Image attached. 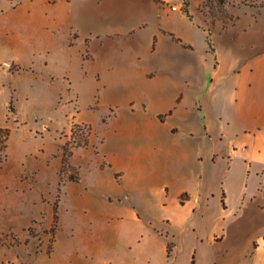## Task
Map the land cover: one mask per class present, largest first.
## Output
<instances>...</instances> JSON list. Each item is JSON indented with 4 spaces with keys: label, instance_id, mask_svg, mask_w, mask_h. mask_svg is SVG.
I'll return each mask as SVG.
<instances>
[{
    "label": "crops",
    "instance_id": "obj_1",
    "mask_svg": "<svg viewBox=\"0 0 264 264\" xmlns=\"http://www.w3.org/2000/svg\"><path fill=\"white\" fill-rule=\"evenodd\" d=\"M50 1L106 133L72 150L51 250L24 246L59 264L67 201L88 226L75 264H264V0H228L227 23L205 0Z\"/></svg>",
    "mask_w": 264,
    "mask_h": 264
},
{
    "label": "rangeland",
    "instance_id": "obj_2",
    "mask_svg": "<svg viewBox=\"0 0 264 264\" xmlns=\"http://www.w3.org/2000/svg\"><path fill=\"white\" fill-rule=\"evenodd\" d=\"M48 2L0 0V264H44L43 254L24 245L34 244L35 251L53 245L52 226L44 230L41 217L31 220L45 213L48 225L50 205L58 214L61 184L77 175L70 162L60 163L56 175L62 145L71 151L87 135L88 124L80 123L70 136L72 123L89 121L96 141L106 133L101 112L107 94L79 70L80 44H66ZM60 212L56 261L75 264L63 254L81 243L88 226L67 201Z\"/></svg>",
    "mask_w": 264,
    "mask_h": 264
},
{
    "label": "trees",
    "instance_id": "obj_3",
    "mask_svg": "<svg viewBox=\"0 0 264 264\" xmlns=\"http://www.w3.org/2000/svg\"><path fill=\"white\" fill-rule=\"evenodd\" d=\"M225 1L226 0H206V5L210 7V14L212 17L214 18H220L224 21V23H227L230 20L234 19V15L231 14L228 9L225 7ZM186 5V4H185ZM185 11L188 13L186 6H185ZM189 15V14H188ZM190 16V15H189ZM207 41L209 43V47H211V42H210V37H207ZM81 128V124L80 123H72L71 129H70V136H73L76 133V130ZM91 133V126L88 125L87 128V135L83 136V142H78L77 146H86L88 144V137ZM62 149H63V154H62V158H61V166H69V159L68 157L71 156L72 154V150L67 151V147L66 144L62 145ZM70 179L72 180H77L78 179V175H71ZM181 201H182V197H181ZM57 223H58V214H57V209H56V205L54 206V213H53V224H52V234L54 235L55 229L57 227ZM168 249L170 250V246H168ZM51 250V249H50ZM49 250V251H50Z\"/></svg>",
    "mask_w": 264,
    "mask_h": 264
},
{
    "label": "built area",
    "instance_id": "obj_4",
    "mask_svg": "<svg viewBox=\"0 0 264 264\" xmlns=\"http://www.w3.org/2000/svg\"><path fill=\"white\" fill-rule=\"evenodd\" d=\"M171 7L175 8V5H172ZM202 8L208 15H210V7L209 6H207L205 3H203Z\"/></svg>",
    "mask_w": 264,
    "mask_h": 264
}]
</instances>
